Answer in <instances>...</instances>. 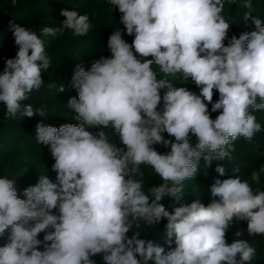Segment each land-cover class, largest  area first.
Here are the masks:
<instances>
[{
	"label": "clouds",
	"instance_id": "9594fccd",
	"mask_svg": "<svg viewBox=\"0 0 264 264\" xmlns=\"http://www.w3.org/2000/svg\"><path fill=\"white\" fill-rule=\"evenodd\" d=\"M108 3L118 8L120 23L134 39L129 44L121 28L115 30L107 42L110 58L101 56L88 71L76 66L71 85L78 99L70 98L67 107L77 114V125L37 123L36 141L51 146L56 182L40 175L21 199L15 180L0 177V236L10 230V242L0 247V264H96L92 257L98 254L104 264H250L256 249L240 238L244 231L237 229L231 244L226 233L246 221L249 236H264V191L234 175L214 179L207 206L195 199L169 212L161 201L181 200L182 182L197 175L201 159L206 167L232 160L233 142L251 141L262 130L254 113L264 111V20L245 12L243 21L251 19L256 30L229 38L232 24L223 15L224 0ZM244 7L251 9V0ZM61 15V27L44 26L45 36L63 35L64 29L84 36L92 27L88 15L77 10ZM10 28L18 51L0 74V103L12 118L44 117V108L22 101L44 85L50 58L35 32L16 24ZM153 64L166 75L178 74L184 84L191 80L199 94L158 79ZM64 90L62 84L58 91ZM208 104L220 113L215 119ZM108 128L123 147L112 142ZM155 144L170 151L161 154ZM142 164L162 181L147 192ZM215 171L226 173L223 164ZM262 174L264 166L251 178L260 184ZM162 219L169 245L175 237V248L167 252L132 231L141 221L157 225Z\"/></svg>",
	"mask_w": 264,
	"mask_h": 264
},
{
	"label": "trees",
	"instance_id": "16d2710c",
	"mask_svg": "<svg viewBox=\"0 0 264 264\" xmlns=\"http://www.w3.org/2000/svg\"><path fill=\"white\" fill-rule=\"evenodd\" d=\"M252 8L244 7L245 0H236L231 4L230 0H224L223 15L231 20V27L228 37L235 35L237 38L245 32L255 31V25L251 19L247 22L242 17L245 12H251L252 16L264 20V0H251ZM62 10H77L80 14H86L92 27L84 36H76L72 30L64 29L63 35L56 37L45 36L42 33L44 26L61 27L62 21L65 19L61 15ZM118 8H114L108 3V0H0V74L3 73L5 61L9 58H15L18 46L15 45L13 32L10 25L16 24L25 26L29 31L35 32L45 45L46 54L50 58L51 64L46 72L42 73L44 85L39 91H33L27 100L22 104H30L34 108L42 107L45 109L44 117L33 116L12 118L6 116V108L0 103V177H7L15 180V187L19 198L23 199V190L38 182L40 175H48L52 182H56L57 173L52 170L55 163L51 155V146L36 141V125L43 121L46 125L59 128L63 124L79 123L76 120V113L67 107L70 98L78 99V91L71 85L72 76L76 66L82 65L86 71L91 69L98 55L103 53V49L108 42L109 32L111 30H122V38L132 43L134 36H129L123 25L120 23ZM227 46L228 40H225ZM101 49V51H99ZM104 57H111V52ZM99 60V59H98ZM154 71L157 72L158 79H168L173 88L181 86L187 87L189 90L199 94V88L189 80L186 84L180 79L179 75H166L158 65L153 64ZM64 85L63 92L58 91L61 85ZM168 89H162L163 96ZM219 99L218 91L214 90L213 102ZM205 103H207L205 101ZM163 100L159 109L163 110ZM211 118L215 119L220 113L211 112V104H208ZM257 122L261 123L262 130L254 134L251 141L245 140L243 137L233 142L231 147L232 160L225 158L224 160H214L211 166L205 165L203 159L199 164L197 175L194 178L187 179L182 182L183 192L182 198L176 202L170 197H164L161 203L171 212L174 207L184 204H190L195 199L207 206L211 202V195L208 191L215 178L221 180L232 178L239 175L242 180H247L255 189L264 191V174L261 175L260 184L252 180L253 171H258L264 166V111H256ZM93 132L98 131L96 128L90 129ZM106 131L113 136L114 143L119 146V137L115 135L111 128ZM165 139L174 141V137H169L167 133L162 134ZM197 138L192 136L193 147L197 143ZM153 147L161 154L170 151V146L165 147L162 144H155ZM223 164L226 173L220 176L216 171V165ZM239 169V172H233V169ZM140 171L144 174V190L147 192L154 185L162 183L160 177L154 170L146 165H140ZM139 179V177H136ZM55 212V210H53ZM166 219H162L159 224L147 225L141 221L140 226L133 227V232H140L139 238L152 240L154 243L165 248L167 252L169 248H175V237L172 238V244L167 242L165 225ZM237 229L244 231L241 239H246L256 249V256L250 264H264V236H249L247 222L240 221L234 223L226 233V242L231 244L235 239L234 233ZM48 229L47 231H52ZM46 233H40L39 239L43 240ZM10 230L0 236V247L9 243ZM129 238L132 232L128 233ZM50 243V242H49ZM39 250H43L41 246ZM96 264H104L102 254L92 257ZM151 264V262H149Z\"/></svg>",
	"mask_w": 264,
	"mask_h": 264
},
{
	"label": "rangeland",
	"instance_id": "374dc122",
	"mask_svg": "<svg viewBox=\"0 0 264 264\" xmlns=\"http://www.w3.org/2000/svg\"><path fill=\"white\" fill-rule=\"evenodd\" d=\"M230 1H231V4H233L235 3L236 0H230ZM112 33H113V30L109 32V35H111ZM105 48L106 50L103 53L98 55V59H100L101 56H105L106 54L110 53V50L108 49L107 45L103 49ZM99 51H101V49ZM98 59H95L94 62L97 61Z\"/></svg>",
	"mask_w": 264,
	"mask_h": 264
}]
</instances>
